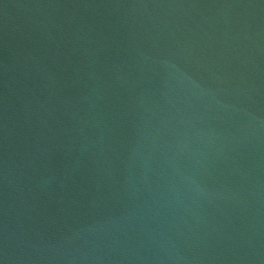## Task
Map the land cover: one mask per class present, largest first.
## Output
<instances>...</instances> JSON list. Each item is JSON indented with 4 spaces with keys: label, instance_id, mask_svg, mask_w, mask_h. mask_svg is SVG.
Here are the masks:
<instances>
[{
    "label": "water",
    "instance_id": "1",
    "mask_svg": "<svg viewBox=\"0 0 264 264\" xmlns=\"http://www.w3.org/2000/svg\"><path fill=\"white\" fill-rule=\"evenodd\" d=\"M0 264H264V0H0Z\"/></svg>",
    "mask_w": 264,
    "mask_h": 264
}]
</instances>
